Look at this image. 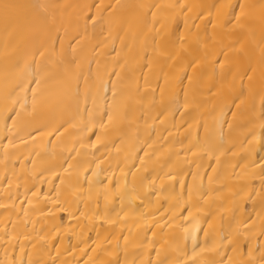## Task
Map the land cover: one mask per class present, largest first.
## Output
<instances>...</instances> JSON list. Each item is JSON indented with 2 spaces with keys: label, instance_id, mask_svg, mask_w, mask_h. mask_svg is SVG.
I'll list each match as a JSON object with an SVG mask.
<instances>
[{
  "label": "bare ground",
  "instance_id": "6f19581e",
  "mask_svg": "<svg viewBox=\"0 0 264 264\" xmlns=\"http://www.w3.org/2000/svg\"><path fill=\"white\" fill-rule=\"evenodd\" d=\"M0 264H264V0H0Z\"/></svg>",
  "mask_w": 264,
  "mask_h": 264
}]
</instances>
